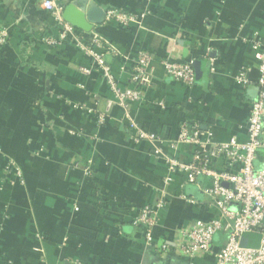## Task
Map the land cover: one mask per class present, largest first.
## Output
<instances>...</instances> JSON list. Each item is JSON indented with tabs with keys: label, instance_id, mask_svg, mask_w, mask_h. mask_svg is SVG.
I'll return each instance as SVG.
<instances>
[{
	"label": "crops",
	"instance_id": "0c3cea01",
	"mask_svg": "<svg viewBox=\"0 0 264 264\" xmlns=\"http://www.w3.org/2000/svg\"><path fill=\"white\" fill-rule=\"evenodd\" d=\"M41 1L0 0V25L10 35L0 51V264H214L225 233L210 253L193 258L178 245L182 231L218 218V209L203 194L189 196L185 174L169 172L152 144L134 145L127 124L160 136L163 144L155 145L162 153L185 162L195 146L169 148L184 122L197 124L214 143L245 140L258 73L242 39H264V0H57L81 15L92 7L145 14L129 29L107 23L89 34L116 48L107 62L120 88L128 85L138 52L151 55L150 85L127 110L106 107L112 95L105 80L79 71L91 62L72 43L45 44L55 32ZM167 57L203 63L200 79L185 88L167 77L159 62ZM242 68L251 87L234 80ZM257 156L264 161V148ZM9 161L22 184L13 169L4 171ZM158 200L166 206L149 243L131 225V209ZM161 243L167 252H160Z\"/></svg>",
	"mask_w": 264,
	"mask_h": 264
},
{
	"label": "built area",
	"instance_id": "2783aa9c",
	"mask_svg": "<svg viewBox=\"0 0 264 264\" xmlns=\"http://www.w3.org/2000/svg\"><path fill=\"white\" fill-rule=\"evenodd\" d=\"M142 4H149L153 0H139ZM41 7L50 13L53 19L54 37L44 42L48 46H58L61 42L69 41L79 52L89 58V68H79L83 75H90L92 71L101 74L112 95V100L106 107L116 105L127 110L131 105L140 103L143 90L150 85L151 73L148 68L152 57L148 52H138L129 76L128 85L118 87L110 75L107 58L117 55L115 47L104 42L91 32L75 29L64 21L63 7L57 0H42ZM145 17L135 15L122 9H108L104 11L102 24L113 23L117 28L129 29ZM9 29L0 25V51L7 45ZM253 55L254 65L258 76L253 86L256 96L251 101L246 125L245 140L234 137L225 142L214 143L210 138H202L197 124L188 125L185 122L179 126L177 139L169 143V148L175 149L178 144H191L195 151L187 162L166 156L155 144H163V139L155 134L143 131L129 120L127 128L129 139L134 145L148 142L153 145V156L162 158L169 172L184 173L186 178L183 187L192 186L208 198L219 211V217L209 220H197L188 229L182 231L183 242L178 245V251L186 258L211 252L215 238L226 234L222 247L215 254L214 264H264V161L257 162V153L264 148V39H242ZM167 77L185 88L195 83L192 63L175 62L164 58L159 60ZM210 72H213V61H209ZM246 68L240 69L234 80L244 88L252 84L245 79ZM157 105L163 109L164 103L159 100ZM219 166V169H215ZM8 174L14 176L22 184L21 172L15 164L9 161L4 166ZM84 174L91 176L87 167ZM169 181V179H168ZM183 199H187L182 196ZM188 201L194 202L192 198ZM166 206L164 200H158L153 205H144L131 209V225L144 232L147 242L152 243L151 232L157 226L158 213ZM243 235H256L259 238L257 247L240 245ZM160 252L168 251V244L161 243ZM77 263V262H76Z\"/></svg>",
	"mask_w": 264,
	"mask_h": 264
},
{
	"label": "water",
	"instance_id": "95a60500",
	"mask_svg": "<svg viewBox=\"0 0 264 264\" xmlns=\"http://www.w3.org/2000/svg\"><path fill=\"white\" fill-rule=\"evenodd\" d=\"M62 17L64 21L69 23L72 27L83 32H91L94 26L102 24L104 18V11L92 7L86 15H81L76 12L73 6H66L63 9ZM204 64L198 61L192 63V68L195 74V81L199 80L202 75ZM186 192L189 196L199 198L201 192L195 187L186 186ZM259 238L256 235H243L240 240V245L244 247H257Z\"/></svg>",
	"mask_w": 264,
	"mask_h": 264
}]
</instances>
